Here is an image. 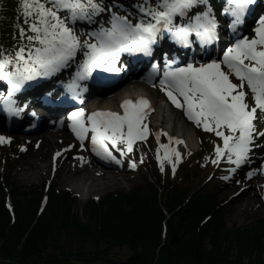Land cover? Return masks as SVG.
<instances>
[{"label":"snow or ice","instance_id":"1","mask_svg":"<svg viewBox=\"0 0 264 264\" xmlns=\"http://www.w3.org/2000/svg\"><path fill=\"white\" fill-rule=\"evenodd\" d=\"M226 2L228 8L224 11L234 17L232 27L235 30V25L240 23L255 0ZM199 4L206 5L207 0H156L155 4L152 0H143L137 5L141 14L137 23L133 24L127 16L113 13L110 27H101L90 34L96 42L85 41L82 45L65 19L72 23L77 20L91 21L94 16L105 11L102 2L20 0L24 23L28 28L27 31L20 28L19 34L28 43L14 55H5L0 50V79L10 85L8 98L4 100L7 110L17 114L19 110L14 108L15 101L11 95L28 81L49 78L67 69L82 47L87 49L83 53L85 60L78 67L70 87H77L76 80L90 77L95 69L120 71L116 63L121 52L150 56L152 45L162 32H167L184 47L191 46V34H195L202 44L213 42L217 38L215 29L218 25L210 5L204 12L194 15L188 23H174L177 16L186 17L188 11ZM61 11L67 12V17L61 18ZM254 32L256 36L252 39H238L224 52L222 59L201 63L198 67L189 63L186 67L165 72L164 78L159 81L161 89L175 107L184 108L188 119L197 127L214 133L222 140V146L217 144L215 147L216 159L212 163L218 164L222 158H227L229 163L236 165L230 169L231 172L248 162L252 146H264L255 143L258 137H264V131H257L254 123L257 112H264V16L258 19ZM10 67L13 70H9ZM233 78L239 83H234ZM245 86L249 91H245ZM121 108L123 115L113 111H96L86 115L80 109L69 117L73 122L72 130L82 143L91 133L92 151L117 163L120 161L113 156L109 146L123 155L125 149L132 151L136 140L146 138L148 128L142 121L150 110V104L144 98L135 102L125 100ZM173 139L170 137V142ZM2 142H5L4 137H0ZM174 142L183 143L180 140ZM118 145H124L125 149H120ZM160 148L164 149V159L172 163L174 174L176 163L172 162L169 155V145L161 144ZM171 152L176 162H179L180 153L175 149H171ZM157 160H161L159 154ZM131 166L134 168L135 164ZM247 175L250 178L253 173Z\"/></svg>","mask_w":264,"mask_h":264},{"label":"trees","instance_id":"2","mask_svg":"<svg viewBox=\"0 0 264 264\" xmlns=\"http://www.w3.org/2000/svg\"><path fill=\"white\" fill-rule=\"evenodd\" d=\"M4 1L0 43L9 49L21 37L9 33L4 10L11 6ZM187 170L185 165L183 172ZM151 182L143 180L131 190L109 193L112 197L97 202L90 199L85 221L72 212L76 199L68 192L50 190L49 200L36 216L40 196L0 182V263L100 259L108 264H264V216L228 226L211 185ZM5 188L12 198V215L3 205ZM70 237L79 244L75 251L62 244ZM115 248L126 249V257H110Z\"/></svg>","mask_w":264,"mask_h":264},{"label":"rangeland","instance_id":"3","mask_svg":"<svg viewBox=\"0 0 264 264\" xmlns=\"http://www.w3.org/2000/svg\"><path fill=\"white\" fill-rule=\"evenodd\" d=\"M7 2H9V4L11 5L10 0H7ZM7 12L4 11V14L6 21L10 23L9 27L16 26L18 24V20H20L19 18L20 15H23V10L20 5V0H14V5L11 6V12H10L11 20L7 19L8 18ZM104 12L108 13L107 8L105 9ZM76 23L77 21L74 24L75 28H76ZM10 32L12 33L11 28H9V33ZM77 35L81 36L79 37V39L82 45L84 44L85 41L90 43L91 41L90 39H92L91 37L89 39V36L86 35L84 31L76 28V36ZM9 47H10L9 50L15 48L14 45ZM0 48L3 50L4 45L0 44ZM85 50L86 48L82 47L80 50V54H83ZM82 57L85 58L84 54L82 55ZM9 70H12V68L10 67ZM233 82L239 83V81L236 80L235 78H233ZM118 91H116L117 95L119 94V92L121 93V91L119 92ZM245 91L246 92L249 91L247 87H245ZM158 100H159L158 101L159 105L162 106V112L167 116L170 115V112H172L171 109L167 108L163 100H161L160 98H158ZM172 113L176 117V124L177 125L183 124V120L180 117L178 111ZM260 114L261 112L258 111L257 119L254 122L257 128L262 126V124L264 123L263 122L264 116ZM187 124H189L191 128L193 127L194 131L196 132L195 133L196 138L194 142L195 145L194 149H196V151L192 152L190 149H187L185 151H179L180 149L176 150L180 153V161L184 163L183 165H186L188 169L187 172H183L182 167L180 168L179 166H176L175 173L173 174L172 163H170L169 160L164 159V152H161V150L157 149L154 146L150 135H148L147 133L146 138L144 140L138 139L133 143L132 151L130 152L126 151L124 145H120V149H125V150L123 152V155L119 151V160L122 162V164L125 165L129 177L126 178L118 177L116 178L115 181H112L108 185H106L102 190H98V191L92 190L87 194L72 189L70 185H67L64 182H60L57 177L54 178V183L51 184L50 181L52 180L48 178L49 176L43 177V175L41 174L39 175V172L36 170L35 166L44 164L45 161V164H47L49 168L48 163L50 162V158H52L53 162L59 159V157L57 159L55 157L56 155H58L57 152L61 153L66 150L68 157L71 159L77 156L81 152L80 150L81 145L77 143L73 144L72 136L69 135V134L71 135L73 134L76 136V133L74 131H69L65 127L64 130L65 131L67 130L66 131L68 133L67 136L66 135L62 136V132L59 131L60 134L59 141L60 142L63 141L62 144L58 141L54 142L55 144H51L48 143L49 140L45 142L43 140V142L37 145L35 139L27 140L26 138H22V137L13 139L10 137L13 136L11 134H7L6 136L0 134V137L5 138V142L0 143V182L2 183V179H1L2 177L6 179L7 184L9 183L10 186L16 184L19 185L18 189L20 188L24 189L25 191H28L30 195L31 194L35 195V197L40 196L37 209L40 206V202L45 199L46 196L45 194L48 193L50 195V190L55 191L54 193L68 192L67 195H69L70 198L74 197L76 199V202L72 204L71 207L72 212L74 214L75 213L78 214L82 221H85L86 204L88 201H90V199H93L94 202H97L101 198L108 196L112 197L111 194L115 195L114 193L126 192L141 185L143 180H146L150 183H152L151 181L156 180L157 182H159L161 186H164L166 183L169 184L170 182L180 183L179 185H183V184L198 185L201 182L200 185L203 184L209 186L212 185V182H215V185L211 186V188L214 190L212 192V195L219 200L220 215L224 220V222L226 223V225L239 226L246 223V221H252L255 218L263 217L264 190H262L263 191L262 193L257 191L255 192V198L257 195V199L253 197L252 200V197L248 195L249 202L248 203L243 202L242 206H238L237 208L236 206L238 202L237 201L233 202L234 200L227 201L226 205L222 206L224 197L227 194H232L237 190V187L234 186H238L240 184V180L248 177L247 174L249 172H252L254 175L258 172V169L264 167V164H260L256 162L255 165L254 163L255 159L258 160L259 158H263V156L261 157L258 156L257 159V155L253 154L255 150H261L262 148L261 147L251 148V151L248 154V162L242 164L240 166L241 168L239 171H235L232 172V174L231 173L228 174L224 172V169H222L221 167L229 164L227 158H222L218 164L212 163V161L216 159L215 147L217 144L222 146L223 144L222 140L217 136H215L214 133L206 132L203 130L202 127H197L196 124L191 120L190 122H187ZM197 140H199V143L197 142ZM87 142L88 141L83 142V145L88 146ZM139 145L142 146L141 147L142 152H140L141 158H139L138 155L137 158L144 161L142 167L140 166V164L136 165L135 163H132V161L130 160L131 154L134 152L135 155V152H137V150L140 147ZM83 150L85 151V148H83ZM158 154L161 157L160 162L157 160ZM169 155L171 156L172 162L176 161V157L174 154H172L171 151H169ZM180 161L177 162V164H179ZM161 162L163 163V171H161ZM132 164H135L134 168L131 166ZM234 167H236L235 164L231 163L229 165V168H234ZM32 172L33 173L36 172V174L38 175L35 179H33L30 176L31 175L30 173ZM142 176L143 178L145 177V179L141 180ZM222 176L228 177L230 178V180L229 181L225 179L223 180ZM244 189H245L243 190L244 195L240 197L241 199L244 198V196H246L245 191L248 190V187H244ZM4 192L5 193L7 192L6 188L3 191L2 199L4 198V201L10 200L11 202L12 198L9 196H4ZM21 195L22 193L19 192L18 197H20ZM49 195H47L46 203L49 200ZM160 196L161 198H163L164 194H160ZM5 202H4V208L8 212L9 208L5 206ZM12 207L14 206L12 205ZM38 213L39 210L36 212V216L38 215ZM62 244L65 246L66 250H72V251H75L79 245L76 242L75 238L73 237L66 238L65 241L64 239H62ZM85 247L86 249H90V246L85 245ZM262 252L264 253V244L262 247ZM126 255H127V251L124 248H115L110 253V257L113 256L114 258L120 260L124 259ZM31 264H108V262H106L105 260L96 259L89 263L80 260H66V261H53L48 263H31Z\"/></svg>","mask_w":264,"mask_h":264},{"label":"bare ground","instance_id":"4","mask_svg":"<svg viewBox=\"0 0 264 264\" xmlns=\"http://www.w3.org/2000/svg\"><path fill=\"white\" fill-rule=\"evenodd\" d=\"M219 7L218 9L221 10H225L224 6H217ZM229 16H231L230 14L227 15H220V19H222V21H226L227 23H229ZM141 18V14L137 16V20H139ZM241 20L246 21V19L242 18ZM110 21L111 18L108 17L104 12H101L99 15H96L92 18L91 21H87V20H77V26L80 30L84 31V33H86V35L92 37L94 40L95 38L90 35L93 32L99 31L101 27L104 28H108L110 27ZM225 22V23H226ZM76 26V27H77ZM77 28V29H78ZM164 33L167 32H162L161 34H159L157 41L158 42H164V38L165 35ZM190 39V38H189ZM194 39V36H193ZM96 41V40H95ZM198 43H200V47H202L201 45L204 46V48L199 49L197 47ZM219 43V39L215 42H211L209 44H202L198 39H196L195 41H193L191 43V46L188 49V53L192 54L193 50L195 52H199V53H203L205 51V48L210 47V45H214V44H218ZM208 45V46H207ZM172 47L174 49L178 50V47L176 45H172ZM213 49V47H211V49H207L208 51H211ZM156 50V49H155ZM160 50V49H158ZM80 62L77 60H74L73 62L70 63V66L68 67L69 72H68V76H75V73L78 69V67L80 66ZM142 66H144V64H141ZM142 66L137 65L136 68L137 70H140L142 68ZM146 66V65H145ZM128 70V69H126ZM54 76V75H53ZM53 76L49 77V78H43L42 80L38 81V85H36L35 87L31 88L30 85V90H22V91H17L15 93H13L11 95V97H14L12 100L15 101L14 104V108L19 110L17 114H14L13 112H9V116L6 117L4 116V114H0V134L5 135V131L7 129H11V127H15L16 125H18L19 130H23L26 131L27 130V126L28 125H44L46 120H52L58 123H61V119H62V113L64 111V109H55V108H51L49 106L43 105V104H38V108L42 111V115L43 118L42 120H40V123H37L35 121V112H34V108L32 107V114L30 113V109L31 107L28 109L25 105V103L29 106L30 104L27 102V97L30 95H34V94H38V97L41 99H46V97H48V91H49V86L50 84H47L48 81L50 79L53 78ZM129 80H126L128 82V84H124L121 85L122 87L118 88L119 91H121V93L119 92V96H123V95H127L128 93H133L134 91H140L141 95H143L145 98H147L150 102H151V106H152V115L148 118L147 123H145L148 129H150L152 132H155L156 135L159 134L160 138H167L168 139V145L170 148L175 149V150H179V151H185L187 149H190L192 152H195L196 149H194L195 145V138H196V132L194 131V128L192 129L189 124H187V122L183 121V124H176V117L172 112H175L173 110H171L172 112H170V115H165L162 112V106L159 105L158 103V95H156V87H152L153 88V92L149 91V90H145L144 86L142 85V83L140 81H138L136 78L132 77L131 75H129ZM74 80V79H73ZM73 80H70V84L73 83ZM86 83L84 82V80H76V85H83ZM4 85V80L0 79V86ZM56 85V84H55ZM57 87H59V85H57ZM76 88V87H75ZM142 88V89H141ZM52 89V93H50V100H53L55 97L56 93H53V86L50 87V90ZM55 89V88H54ZM99 89V88H98ZM139 89V90H138ZM141 89V90H140ZM117 93V92H115ZM113 93L111 97L108 98H101L98 97L97 95L90 98V102L88 104V107H100L94 111H98V110H103V108L105 107H111L112 110L114 111L115 109H117L118 103L116 101H114V97L117 95ZM104 96L106 94H103ZM6 99V97L4 95L0 94V107H4L6 106L4 104V100ZM165 99V98H164ZM170 106L175 109V106L173 105V103L169 102ZM5 108V107H4ZM7 108H5L4 110H6ZM75 110H72L71 112H74ZM11 123H14L16 125H11ZM166 124V125H165ZM168 125V126H167ZM59 126V125H58ZM59 131L62 132V136H67V132L62 129V128H56L53 132H48L46 135H43L39 140H37V144H40L41 142H44L49 140L48 143L51 144H55L54 142H60L59 137ZM65 131V132H64ZM166 134V135H165ZM73 139V144L77 143L81 145V152L75 156L74 158H69L67 155L66 150L61 152L59 155V159L55 160L54 162L52 161V158H50V162L49 164V168L47 166V164H41V165H36L35 168L36 170L39 172V175H43V177H48L49 179H51L52 181H50L51 184L54 183V178H58V180L60 182H64L67 185H70L72 187V189L78 191V192H83L84 194H87L88 192L92 191V190H102L106 185H108L110 182L115 181L116 178L120 177V178H126L129 177L128 171L126 170V168H122L121 166H117L118 163H115L116 169H113L112 171L115 173L112 174H102L103 171H108V169H105L104 167L100 166V164L95 161L94 159L90 158V156L88 155L87 150L84 151V145L83 143L75 136V135H71ZM90 136L91 133L88 134V138H86L84 141H88L89 145L91 143L90 140ZM174 138L172 142H170L169 138ZM58 138V139H57ZM198 138V136H197ZM57 139V140H54ZM174 140H180L183 141V143L181 144H176L174 142ZM62 141V140H61ZM83 141V142H84ZM197 142L199 143V140H197ZM61 144L63 143L60 142ZM49 144V145H51ZM201 144V143H200ZM92 145V144H91ZM110 150L112 151V153L116 156H118L119 151H117L116 149H112L111 146ZM118 147L120 148V145H118ZM66 149V148H64ZM63 149V150H64ZM87 153H84V152ZM87 157V159H86ZM258 161V162H257ZM113 163L110 159H105V163ZM257 163H262L263 160L259 159V160H255L254 163L256 165ZM103 170V171H102ZM31 177L33 179H35L38 175L35 173H30ZM2 184L3 186H5L7 184L6 179L2 178ZM5 182V183H4ZM175 186V185H174ZM264 167H262L261 169H258V172L256 174H254L253 176L246 177L242 180H240V184L238 186H234L237 187V190L232 193V194H227L222 202V206L226 205L227 201L230 200H234L233 202L237 201V206H242L243 202L248 203V195H250L252 197L255 198V192H263L262 190H264ZM244 187H248V190L245 191V195L244 198H240L244 195L243 190ZM237 196V197H235ZM217 201H219L217 198H215ZM257 199V195L256 198ZM248 200V201H247ZM244 203V204H245Z\"/></svg>","mask_w":264,"mask_h":264},{"label":"water","instance_id":"5","mask_svg":"<svg viewBox=\"0 0 264 264\" xmlns=\"http://www.w3.org/2000/svg\"><path fill=\"white\" fill-rule=\"evenodd\" d=\"M0 264H2V263H0Z\"/></svg>","mask_w":264,"mask_h":264}]
</instances>
